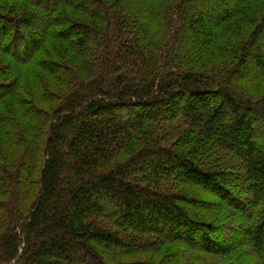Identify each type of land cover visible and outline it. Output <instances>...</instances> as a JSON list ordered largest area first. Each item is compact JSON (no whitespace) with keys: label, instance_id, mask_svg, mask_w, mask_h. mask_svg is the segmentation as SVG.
Returning <instances> with one entry per match:
<instances>
[{"label":"trees","instance_id":"trees-1","mask_svg":"<svg viewBox=\"0 0 264 264\" xmlns=\"http://www.w3.org/2000/svg\"><path fill=\"white\" fill-rule=\"evenodd\" d=\"M0 55V264H264V0H0Z\"/></svg>","mask_w":264,"mask_h":264},{"label":"rangeland","instance_id":"rangeland-1","mask_svg":"<svg viewBox=\"0 0 264 264\" xmlns=\"http://www.w3.org/2000/svg\"><path fill=\"white\" fill-rule=\"evenodd\" d=\"M231 1H236V0H231ZM216 4H217V2H216ZM57 43L60 45V48H61V42H57ZM62 48L64 50L63 52H65L69 56L73 55V52L68 48L67 45L62 44ZM47 49H48L47 46H45L44 50H47ZM41 55L42 54L40 52L38 54V58H41ZM1 61H5L4 63L9 64L13 60L0 55V65H1ZM248 67H249L248 72L251 75L252 72L250 70L251 69L250 63L248 65ZM31 71H35V72L39 73L40 75H43L46 78V81L51 84L53 89H62L55 80H53L50 76H48L47 74L42 72L39 67H35L32 65H29V66L21 65L18 68L17 75H20V76L23 75V77L25 78L24 82H28V79L31 78V75H30V74H32ZM250 85L251 84H249L248 86L250 87ZM7 101H9V100H7ZM12 107L14 110H17L14 103H12ZM168 130H171V133H173V136L177 137L180 133L185 131V128H182L180 124L174 123L168 127ZM259 134L260 135L258 137L262 138V136L264 135V132L259 133ZM213 153H214V159H216V155L219 156V158H220L219 162L224 168L226 166H232V165L235 166V169H233L231 174H234L236 176L239 172H242L241 161L239 159H236L233 163L230 155H227L224 152L219 151V150L214 151ZM211 154L212 153H209V155H211ZM235 176H233V177L235 178ZM238 182H240L242 184L244 183V186H247V184H248V180L246 179V176L239 179ZM164 185H166L170 190L177 191L179 193H185V192L200 193V192H195L194 190H192L190 185L184 184L180 180H169V181L164 182ZM235 187H237V185ZM241 188H243V186ZM234 191L237 194L236 196H238L241 199L243 197L248 196V195L244 194V192H245L244 190H240V191L234 190ZM196 196H199V195H196ZM212 198L211 197L204 198V200L206 202H209L208 208H210L211 210L207 211V217L212 222H215V223L218 222L219 224L225 225V226H228V225L233 226V228L240 227V225L242 223L243 224L250 223L252 215L245 214V213H242L240 215L237 212H235L234 210L226 209L225 207H223L224 206L223 204H226L225 203L226 198L225 199L224 198H217V197H214L213 199ZM227 199H228V197H227ZM204 200H203V202H204ZM218 203L221 204L222 206H219ZM246 204H248V203L246 202ZM176 249H177L176 250L177 256L175 257L173 262H171L172 264H229V263L235 262V261H242L244 263L246 261L247 263H249V262H253V260H254V258L251 257V255H253V252H252L251 248H249V247H242L239 250L227 252L225 255L210 254V253H205L202 251H191V252H189V251H186L184 249H179V248H176ZM170 250H171L170 246L167 245L162 250L157 251V253L162 252V254L158 257H154V256L152 257L155 260V263L156 264H163V262H164L163 258L166 259V258L171 257L169 254ZM117 254H119V253L108 252V255H112V256H116ZM126 257H128V256L125 255L123 258L126 259ZM143 257L145 259H150V256H148V257L143 256ZM139 260H140V257H139ZM171 263H169V264H171Z\"/></svg>","mask_w":264,"mask_h":264}]
</instances>
